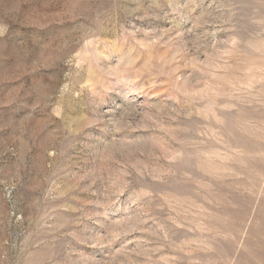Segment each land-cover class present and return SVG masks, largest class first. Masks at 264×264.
I'll return each mask as SVG.
<instances>
[{
	"label": "rangeland",
	"instance_id": "rangeland-1",
	"mask_svg": "<svg viewBox=\"0 0 264 264\" xmlns=\"http://www.w3.org/2000/svg\"><path fill=\"white\" fill-rule=\"evenodd\" d=\"M0 264H264V0H0Z\"/></svg>",
	"mask_w": 264,
	"mask_h": 264
}]
</instances>
